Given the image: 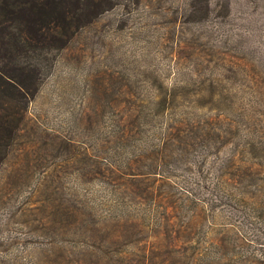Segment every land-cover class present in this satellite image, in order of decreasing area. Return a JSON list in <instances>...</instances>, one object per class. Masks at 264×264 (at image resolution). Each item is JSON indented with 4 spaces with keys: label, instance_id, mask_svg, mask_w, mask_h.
<instances>
[{
    "label": "rangeland",
    "instance_id": "1",
    "mask_svg": "<svg viewBox=\"0 0 264 264\" xmlns=\"http://www.w3.org/2000/svg\"><path fill=\"white\" fill-rule=\"evenodd\" d=\"M239 172L259 191L229 189ZM252 200L264 211V0L122 1L29 104L0 167V264H226L222 245L264 264Z\"/></svg>",
    "mask_w": 264,
    "mask_h": 264
},
{
    "label": "trees",
    "instance_id": "2",
    "mask_svg": "<svg viewBox=\"0 0 264 264\" xmlns=\"http://www.w3.org/2000/svg\"><path fill=\"white\" fill-rule=\"evenodd\" d=\"M122 1L141 0H0V167L9 156L26 122L29 104L57 54L80 29ZM208 131L213 133L208 129L200 132ZM221 176L217 174L218 180ZM255 178L256 172H239L229 189L239 191L241 194H236L244 195V199L249 185L259 191ZM247 209L251 213L248 216L264 221V211L257 202L250 201ZM224 249L222 245L220 254L227 255L226 264H243L239 252Z\"/></svg>",
    "mask_w": 264,
    "mask_h": 264
}]
</instances>
